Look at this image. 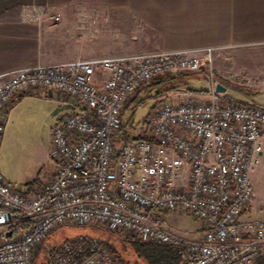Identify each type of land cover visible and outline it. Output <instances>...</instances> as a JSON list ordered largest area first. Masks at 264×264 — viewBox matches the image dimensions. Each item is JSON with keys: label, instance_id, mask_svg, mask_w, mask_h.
<instances>
[{"label": "built area", "instance_id": "obj_1", "mask_svg": "<svg viewBox=\"0 0 264 264\" xmlns=\"http://www.w3.org/2000/svg\"><path fill=\"white\" fill-rule=\"evenodd\" d=\"M43 14L36 5L22 9L25 19ZM212 53L98 56L8 72L0 83V135L12 99L30 89L72 110L51 128L55 167L36 190L23 191L0 173V264H33L40 253L46 264H129L90 235L43 247L65 224L171 246L174 264H251L263 255L264 218L242 216L255 196L250 173L262 151L264 104L216 91ZM180 71H203L206 97L160 101L124 140V103L155 76ZM172 211L199 219L201 238L165 226L163 213Z\"/></svg>", "mask_w": 264, "mask_h": 264}, {"label": "crops", "instance_id": "obj_2", "mask_svg": "<svg viewBox=\"0 0 264 264\" xmlns=\"http://www.w3.org/2000/svg\"><path fill=\"white\" fill-rule=\"evenodd\" d=\"M27 5L43 8V16L23 18ZM257 45L264 46V0H0V83L18 68L76 59L208 48L220 54ZM106 75L99 73V80ZM182 91L184 98L206 97V92ZM247 100L253 99L240 101ZM71 110L70 105L30 89L12 99L0 138L7 126L21 122L30 130L44 127L51 136L56 120ZM263 143L264 135L261 153ZM258 164L250 173L253 187ZM243 216L264 218L256 191ZM260 259L264 256L252 264Z\"/></svg>", "mask_w": 264, "mask_h": 264}, {"label": "rangeland", "instance_id": "obj_3", "mask_svg": "<svg viewBox=\"0 0 264 264\" xmlns=\"http://www.w3.org/2000/svg\"><path fill=\"white\" fill-rule=\"evenodd\" d=\"M256 51L259 54L256 57H252V53ZM263 52L264 46L257 45L224 50L220 54L212 53V67L214 71H217L216 74L219 77L233 84L251 89L248 91L250 94H247L245 91L227 88L225 92L226 96L237 101L245 97L252 98L257 103L264 104V70L261 68L264 62ZM257 57L258 59H256ZM231 73L239 74L244 78H231ZM189 74L187 76V83L190 87L197 89L207 88L206 75L203 71ZM144 84L135 93L136 96L134 95V97H136V100L132 101L134 97L129 99L127 105L122 110V123L125 132L132 135L137 134V131L144 124L147 114L155 104L164 99H184L182 96L183 89H178L173 93L169 92L158 95L157 85L148 87L146 86L147 83ZM54 167L55 161L51 155V136L47 129L37 127L35 130H30L28 125L23 122L7 126L3 137L0 138V173L10 180L12 185L21 188L23 191L36 190L39 183L47 179L52 173ZM254 178V190L257 193V201L259 206L264 209V143L263 152L261 153ZM163 222L165 226H168L175 232L190 238L199 239L201 221L186 212L172 211L163 213ZM78 235L96 237L101 245V241L108 240L113 249L117 251L113 252L112 248H107L103 245L102 248L114 256L119 251L118 249L121 244L119 239H126L114 232L92 225L65 224L51 231L46 236L43 247L50 250L51 247L58 246ZM125 245L129 247L128 244ZM125 249L128 250L129 248ZM119 253L122 255L121 251ZM263 256L264 254L259 257ZM124 261L133 262V258L125 257ZM46 262V255L40 253L35 258L33 264H46ZM257 264H264V259L258 260Z\"/></svg>", "mask_w": 264, "mask_h": 264}, {"label": "trees", "instance_id": "obj_4", "mask_svg": "<svg viewBox=\"0 0 264 264\" xmlns=\"http://www.w3.org/2000/svg\"><path fill=\"white\" fill-rule=\"evenodd\" d=\"M192 72H176L173 73H165L155 76L150 83H147L146 86H155L157 85L158 95L166 94L168 92L185 89L187 91H195V92H206V89H197L190 87L187 83V76H189ZM217 81L221 82L228 88H233L236 90H241L248 92L251 89L236 85L229 82L226 79H223L216 75ZM144 86V85H142ZM128 100L124 103L123 108L127 105ZM124 135L123 139H130L131 136L125 133V129H123ZM121 244L119 247V251H121L122 255L119 253L115 254L116 257L123 259L125 257H132L133 262L127 261L131 264H174L179 260L177 251L175 248L171 246L162 245L155 242H141L137 238H126L119 239ZM103 246L107 248H112L113 252H116V249L109 244L108 240L101 241ZM125 244H128L127 247ZM125 248H129L126 250ZM124 257V258H123Z\"/></svg>", "mask_w": 264, "mask_h": 264}, {"label": "water", "instance_id": "obj_5", "mask_svg": "<svg viewBox=\"0 0 264 264\" xmlns=\"http://www.w3.org/2000/svg\"><path fill=\"white\" fill-rule=\"evenodd\" d=\"M215 89H216V91H218V92H225L226 91V87L222 84V83H220V82H217L216 84H215ZM10 234V232H8V235Z\"/></svg>", "mask_w": 264, "mask_h": 264}]
</instances>
